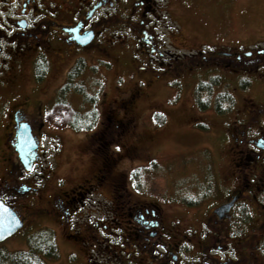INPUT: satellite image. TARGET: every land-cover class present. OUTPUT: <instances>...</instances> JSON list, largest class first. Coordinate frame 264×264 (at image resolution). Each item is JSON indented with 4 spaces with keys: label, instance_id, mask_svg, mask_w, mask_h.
Here are the masks:
<instances>
[{
    "label": "flooded vegetation",
    "instance_id": "af4514ba",
    "mask_svg": "<svg viewBox=\"0 0 264 264\" xmlns=\"http://www.w3.org/2000/svg\"><path fill=\"white\" fill-rule=\"evenodd\" d=\"M165 1L0 0V78L5 82L0 83V93L7 97L1 130L12 155L0 181V198L25 219L37 213L51 215L76 239L77 252L85 250L92 264H264V90L235 85L243 74L253 76V71L263 70L264 76V45L242 48L232 56L222 55L218 47L196 54L173 53L168 50L169 36L176 27L164 21ZM117 29L126 32V42H132L133 67L138 70L133 79L138 88L123 100V118L117 120V127L126 131L135 125L133 113L144 96L143 87L187 84L192 65L215 56L222 57L220 65L228 66L226 71L234 76L230 98L219 99L220 109L198 106L205 131L212 129L208 111L219 120L218 145L212 148L214 162L205 165L207 178L194 183L193 194L180 200L182 209L163 205L170 201L146 194L139 189L141 182L115 172L116 160L108 153L112 138L108 128L90 143L101 165L95 182L86 180L45 196L46 176L39 168L43 143L50 127L58 128L49 121V109L62 100L70 72L85 58L81 51L106 54V38ZM90 35L92 40L83 44ZM27 71L30 91L25 89L28 85L20 84ZM55 71L61 72L63 81L44 93V99L34 98L33 91L45 80L34 75L43 72L47 80ZM222 90L220 94H225ZM46 103L50 106L44 108ZM24 123L40 142V159L35 151L29 153L30 161L37 158L31 171L25 169L17 150ZM107 182L114 191L109 204L100 207L107 214L81 224L77 217L92 203L89 194Z\"/></svg>",
    "mask_w": 264,
    "mask_h": 264
},
{
    "label": "rangeland",
    "instance_id": "374dc122",
    "mask_svg": "<svg viewBox=\"0 0 264 264\" xmlns=\"http://www.w3.org/2000/svg\"><path fill=\"white\" fill-rule=\"evenodd\" d=\"M163 6L164 21L169 20L170 25L176 27V33L169 36L168 50L173 53L196 54L199 50H210L216 43L225 46L216 47L231 51L264 45V0H166ZM106 42L109 50L106 54L81 51L86 67L77 85L84 92L70 91L72 96L66 93V99L70 97L71 101H68L79 112L85 114L97 109L96 125L93 129L80 131L69 126L50 127V133L44 139L45 153L39 168L46 176L45 196L48 198L57 190L73 189L86 180L95 182L94 175L101 165L90 143L95 142L97 133L108 128L112 135L108 153L116 160L115 172L129 174V178L132 176L141 182L139 189L146 194L170 201L163 205L172 204L182 209L184 205L180 200L185 201L184 197L193 194L194 185L207 178L205 165L211 163L215 152L212 148L218 145L219 120L208 111L207 119L212 129L205 131V122L199 117L200 104L195 101L196 91L201 82L213 88L203 93V98L211 102L207 108L212 110L219 99L226 97L220 91L226 89L222 91L228 93L227 89L233 87L234 76L226 71L228 66L220 65L222 57L215 56L209 62L192 65L194 70L187 84L182 81L181 85L143 87L144 96L137 100L133 113L135 125L126 131L122 126L117 127V120L123 118V100L138 88L133 81L138 73L133 67L134 46L132 42H126V32L120 29L107 36ZM260 71H253V76L243 74L245 77L236 80L235 85L239 89L253 85L256 92L264 90V76ZM22 78L20 84L28 85L25 89L30 91L29 72ZM34 78L37 79V74ZM61 81V72H51L47 80L45 76L41 87L33 91V97L44 99V93L47 95ZM0 83L5 85L1 78ZM92 95L98 96L95 105L88 98ZM6 98L0 93V181L6 176L12 159L1 130L6 122ZM49 106L46 103L44 108ZM161 116H165L164 123L158 124ZM113 194L110 182L95 189L89 194L92 203L87 211H80L78 221L82 224L91 218H104L107 213L104 208L100 211V207L109 204ZM45 228L53 231L59 249V257L46 258V264H92L85 250L77 252L76 239L68 236L60 223L47 213L29 215L25 226L1 242L0 248L11 253L27 250L29 237ZM75 228L72 227L76 231Z\"/></svg>",
    "mask_w": 264,
    "mask_h": 264
},
{
    "label": "trees",
    "instance_id": "16d2710c",
    "mask_svg": "<svg viewBox=\"0 0 264 264\" xmlns=\"http://www.w3.org/2000/svg\"><path fill=\"white\" fill-rule=\"evenodd\" d=\"M86 65L83 59H81L77 65L73 68L69 75V81L66 87L63 89L64 96L62 100H58L51 109H49L48 117L51 124L58 127L69 126L77 131L84 129H93L98 121V111L96 108L87 113L79 112L71 103L66 99V93H68L72 87L79 91L83 89L75 83L74 79L79 77ZM45 77L43 72L37 73V80L42 81ZM217 82V78L214 80ZM212 87L206 82H201L199 88L196 91V99L199 100L200 107L206 109L211 106L209 100H203V93L212 91ZM224 94V93H223ZM225 98L229 97L228 93H225ZM90 102L95 105L98 96L92 95L88 97ZM218 108V105H215ZM222 107V105H220ZM220 107L218 109H220ZM158 124H163L165 116H161ZM139 173L136 172L137 177ZM139 177V175H138ZM137 177V178H138ZM135 180V178H133ZM142 187V184H139ZM59 257V249L56 242L55 234L52 230L45 228L37 233L31 235L28 239V249L20 250L16 252H9L6 249L0 248V264H46L45 259H56Z\"/></svg>",
    "mask_w": 264,
    "mask_h": 264
},
{
    "label": "water",
    "instance_id": "95a60500",
    "mask_svg": "<svg viewBox=\"0 0 264 264\" xmlns=\"http://www.w3.org/2000/svg\"><path fill=\"white\" fill-rule=\"evenodd\" d=\"M92 38L93 36L90 35L86 40L82 41V43L86 44L91 41ZM221 54L232 55L233 53L221 52ZM15 121H17L16 114ZM19 132L20 137L18 138L17 150L21 160L25 164V169L30 171L33 169L34 161L37 160V158L30 161L29 153L32 151L38 153L39 140L35 139L31 126L28 123H24L20 127ZM24 223L25 218L21 217L19 212H17L9 203L0 198V243L7 240L23 228Z\"/></svg>",
    "mask_w": 264,
    "mask_h": 264
},
{
    "label": "crops",
    "instance_id": "0c3cea01",
    "mask_svg": "<svg viewBox=\"0 0 264 264\" xmlns=\"http://www.w3.org/2000/svg\"><path fill=\"white\" fill-rule=\"evenodd\" d=\"M216 46L225 47L223 44H220V45H219V43H218V44L216 43V44L214 45V47H216Z\"/></svg>",
    "mask_w": 264,
    "mask_h": 264
}]
</instances>
